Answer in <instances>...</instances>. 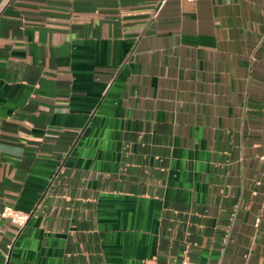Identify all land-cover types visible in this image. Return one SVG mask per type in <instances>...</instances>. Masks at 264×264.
Returning a JSON list of instances; mask_svg holds the SVG:
<instances>
[{"label": "crops", "instance_id": "obj_1", "mask_svg": "<svg viewBox=\"0 0 264 264\" xmlns=\"http://www.w3.org/2000/svg\"><path fill=\"white\" fill-rule=\"evenodd\" d=\"M0 264H264V0H0Z\"/></svg>", "mask_w": 264, "mask_h": 264}, {"label": "built area", "instance_id": "obj_2", "mask_svg": "<svg viewBox=\"0 0 264 264\" xmlns=\"http://www.w3.org/2000/svg\"><path fill=\"white\" fill-rule=\"evenodd\" d=\"M3 4L4 3L0 5V8L2 7ZM30 216H31L30 213L17 210L11 206L4 207L0 213V219L8 220L9 222L16 224L20 228H23L26 225ZM144 264H206V263L196 262L190 259H182L181 261L173 262V263H160L156 260L155 257H153L146 260Z\"/></svg>", "mask_w": 264, "mask_h": 264}]
</instances>
